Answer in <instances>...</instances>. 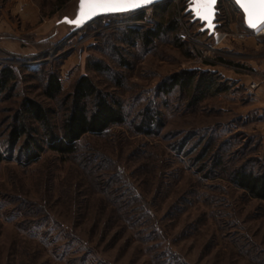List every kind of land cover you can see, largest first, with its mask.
<instances>
[{
	"label": "rangeland",
	"instance_id": "1",
	"mask_svg": "<svg viewBox=\"0 0 264 264\" xmlns=\"http://www.w3.org/2000/svg\"><path fill=\"white\" fill-rule=\"evenodd\" d=\"M182 2L168 0L164 14L147 8L127 28L113 19L69 25L79 0H0V71L13 72L0 92V264H264V200L229 181L242 165L264 172V93L250 87L264 82V37L229 38L208 53ZM221 8V31H240L234 6ZM172 21L175 31L148 47L121 41L125 30ZM185 71L213 74L228 90L192 102L195 78L160 94ZM49 72L62 88L55 100L43 95ZM81 76L122 103L125 124L83 137L70 157L45 148L27 161L21 138L10 150L23 100L52 109L59 125ZM148 107L155 123L140 133Z\"/></svg>",
	"mask_w": 264,
	"mask_h": 264
},
{
	"label": "trees",
	"instance_id": "2",
	"mask_svg": "<svg viewBox=\"0 0 264 264\" xmlns=\"http://www.w3.org/2000/svg\"><path fill=\"white\" fill-rule=\"evenodd\" d=\"M224 1L218 0L216 9V31H221L222 20V4ZM187 1L183 0L184 12L187 10ZM233 5V4H232ZM157 14H164L167 9V3L154 6ZM235 8V7H234ZM240 16L241 32H251L243 20L242 13L235 8ZM123 15V14H118ZM190 17V23L197 22L200 25V33L206 34L211 41L212 35L202 32V24L199 21H193ZM141 16H136L140 19ZM175 31L174 22H169L166 26L158 22L153 30H145L139 32L133 29L125 30L121 41L127 45H134L139 40L143 47H148L155 39L160 38L164 29ZM124 63V62H123ZM127 63H125V66ZM92 69L97 72H104L105 69L99 64H92ZM195 82L194 89L197 93H193L192 102H198L205 95H217L225 92L228 88L222 87L213 74H194L191 71H185L172 75L160 84L158 89L160 94H168L175 87H189ZM13 79V72L10 69H2L0 71V92L3 91L8 83ZM45 85L43 95L46 99H57L62 91L60 79L56 72H49L45 77ZM197 94V95H196ZM196 95V96H194ZM66 109L65 114L60 120L59 125L52 122L53 110L45 107L41 103L26 98L21 103L16 112L14 125L8 137V148L11 150L15 147L19 139H23L21 149L24 159L27 161H35L44 149L57 154L61 158L74 156L78 151L79 142L85 136H102L111 128L122 126L126 122V115L122 103L111 93L99 90L88 76L79 77L73 86L71 93L63 98L61 103ZM150 108L142 111L143 118L141 125L137 128L140 133H151L150 127L155 123V115H150ZM31 123H27V122ZM35 125L41 128L38 132ZM147 131V132H146ZM4 161V154L0 148V164ZM242 165L233 169L229 175V181L237 189L245 192L249 197L256 200H264V172L255 173Z\"/></svg>",
	"mask_w": 264,
	"mask_h": 264
},
{
	"label": "water",
	"instance_id": "3",
	"mask_svg": "<svg viewBox=\"0 0 264 264\" xmlns=\"http://www.w3.org/2000/svg\"><path fill=\"white\" fill-rule=\"evenodd\" d=\"M167 1L168 0H152V2L148 4H81L79 0L75 18L73 20L64 18L63 21L75 27H83L103 16L139 12ZM232 1L242 13L244 24L248 29L255 30L264 24V5H238L236 0ZM188 2L189 5L186 13L193 16V21H199L203 25L201 28L202 32H207L208 35H213L218 25L216 23V5L218 0H216V3L214 4H194L191 0H188ZM78 10L80 13L79 17L77 16Z\"/></svg>",
	"mask_w": 264,
	"mask_h": 264
},
{
	"label": "built area",
	"instance_id": "4",
	"mask_svg": "<svg viewBox=\"0 0 264 264\" xmlns=\"http://www.w3.org/2000/svg\"><path fill=\"white\" fill-rule=\"evenodd\" d=\"M186 1H187V7H188L189 2H188V0H186ZM225 2L227 4L230 3L229 1H225ZM232 4H233V6L235 8H237L234 3H232ZM142 11L128 13V14L126 13L128 15V17H124V18H121V17L116 16V15H109V16H103V17L97 18L96 20H99V19L105 20V19H107L109 21L110 19H113L115 21L114 23H116L119 27H121L122 24H124V22L129 21V22H131V25L127 26V28H136V25H138V24L143 22V19H141V18L140 19H136V15L140 14ZM261 37H264V24H262L257 29L252 30L251 32H241V31L236 30L233 33H228V32H222V31H216L215 30L214 34L212 35L211 45L208 47L207 52L208 53H212V54H217L219 49H220L219 46L224 41H226L229 38H231L234 41H245V40H247L249 38H261ZM180 38L184 42L185 41L186 42L187 41H191L190 37L189 36L187 37L185 34H181ZM250 87H251V89H254L256 87V85L252 84Z\"/></svg>",
	"mask_w": 264,
	"mask_h": 264
},
{
	"label": "snow or ice",
	"instance_id": "5",
	"mask_svg": "<svg viewBox=\"0 0 264 264\" xmlns=\"http://www.w3.org/2000/svg\"><path fill=\"white\" fill-rule=\"evenodd\" d=\"M152 0H80L81 4H116V3H134V4H148ZM194 4H214L216 0H191ZM238 5L251 4V5H264V0H236ZM79 10L77 16L79 17Z\"/></svg>",
	"mask_w": 264,
	"mask_h": 264
},
{
	"label": "crops",
	"instance_id": "6",
	"mask_svg": "<svg viewBox=\"0 0 264 264\" xmlns=\"http://www.w3.org/2000/svg\"><path fill=\"white\" fill-rule=\"evenodd\" d=\"M251 84H256L257 85V91H256V94H262V93H264V82H260V84H257V83H255V82H252ZM256 88H254V89H256Z\"/></svg>",
	"mask_w": 264,
	"mask_h": 264
}]
</instances>
